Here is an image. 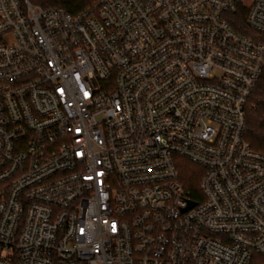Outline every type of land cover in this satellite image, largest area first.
<instances>
[{
  "label": "built area",
  "instance_id": "obj_1",
  "mask_svg": "<svg viewBox=\"0 0 264 264\" xmlns=\"http://www.w3.org/2000/svg\"><path fill=\"white\" fill-rule=\"evenodd\" d=\"M241 9L263 34L264 0H0V264H264Z\"/></svg>",
  "mask_w": 264,
  "mask_h": 264
},
{
  "label": "trees",
  "instance_id": "obj_2",
  "mask_svg": "<svg viewBox=\"0 0 264 264\" xmlns=\"http://www.w3.org/2000/svg\"><path fill=\"white\" fill-rule=\"evenodd\" d=\"M45 8H62L71 14L93 8L97 0H29ZM230 21L238 30L264 42V33L258 34L246 27V9L234 13ZM247 139L251 146L264 152V73L254 88L247 105ZM182 179L187 188L195 195L200 188L203 169L187 160L180 166Z\"/></svg>",
  "mask_w": 264,
  "mask_h": 264
},
{
  "label": "water",
  "instance_id": "obj_3",
  "mask_svg": "<svg viewBox=\"0 0 264 264\" xmlns=\"http://www.w3.org/2000/svg\"><path fill=\"white\" fill-rule=\"evenodd\" d=\"M192 204V203H191Z\"/></svg>",
  "mask_w": 264,
  "mask_h": 264
}]
</instances>
